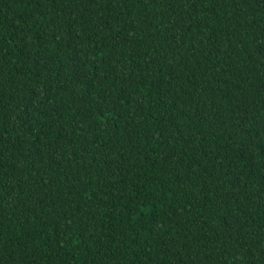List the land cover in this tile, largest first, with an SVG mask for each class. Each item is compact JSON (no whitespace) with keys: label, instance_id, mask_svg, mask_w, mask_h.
<instances>
[{"label":"trees","instance_id":"1","mask_svg":"<svg viewBox=\"0 0 264 264\" xmlns=\"http://www.w3.org/2000/svg\"><path fill=\"white\" fill-rule=\"evenodd\" d=\"M0 264H264V0H0Z\"/></svg>","mask_w":264,"mask_h":264}]
</instances>
